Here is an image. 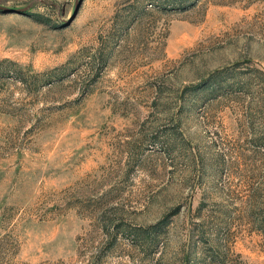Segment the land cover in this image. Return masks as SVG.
<instances>
[{"label":"rangeland","instance_id":"1","mask_svg":"<svg viewBox=\"0 0 264 264\" xmlns=\"http://www.w3.org/2000/svg\"><path fill=\"white\" fill-rule=\"evenodd\" d=\"M2 60L0 264H264V0H0Z\"/></svg>","mask_w":264,"mask_h":264},{"label":"trees","instance_id":"2","mask_svg":"<svg viewBox=\"0 0 264 264\" xmlns=\"http://www.w3.org/2000/svg\"><path fill=\"white\" fill-rule=\"evenodd\" d=\"M15 65V66H13ZM9 71H11V73H13L15 79H22L21 75V69H19L16 64L12 61L9 60H2L0 61V79L5 75L8 74ZM108 230V229H107ZM109 233V232H108ZM116 238V237H115ZM109 245H114V243H108Z\"/></svg>","mask_w":264,"mask_h":264}]
</instances>
